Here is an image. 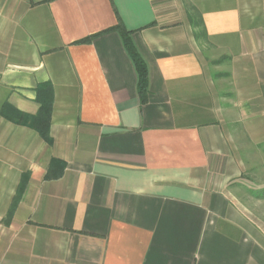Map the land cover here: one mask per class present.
Instances as JSON below:
<instances>
[{
  "label": "crops",
  "instance_id": "0c3cea01",
  "mask_svg": "<svg viewBox=\"0 0 264 264\" xmlns=\"http://www.w3.org/2000/svg\"><path fill=\"white\" fill-rule=\"evenodd\" d=\"M262 153L264 0H0V264H264Z\"/></svg>",
  "mask_w": 264,
  "mask_h": 264
},
{
  "label": "trees",
  "instance_id": "16d2710c",
  "mask_svg": "<svg viewBox=\"0 0 264 264\" xmlns=\"http://www.w3.org/2000/svg\"><path fill=\"white\" fill-rule=\"evenodd\" d=\"M112 29H116L120 32L123 43L125 46L126 51L128 52L131 60L134 63L136 72H137V91L140 96V99L142 102L145 101L146 95L148 93V77H147V67L146 63L141 57L140 53L136 49L134 43L131 40L130 32L125 30L120 24L116 25L115 28H108L102 32L111 31ZM88 38L83 39L82 41H88ZM47 92L49 93V87L48 85H42L40 88H38V94L41 98L42 96V102L40 104L39 111L36 115L30 119V122L28 125L36 130L40 137L47 142L48 144L51 143V137L49 135V115H50V101L47 98ZM24 116H21L16 122L18 124L23 123ZM26 124V123H24ZM64 169V163L61 160L53 159L51 161V164L49 166L48 172L45 174V179H52L58 177L62 170ZM26 185L25 177L22 176L20 179V182L18 183V186L16 188L15 194L12 198V204L11 209L9 210L7 214V220H9L12 208L15 206L17 201L20 199L24 187Z\"/></svg>",
  "mask_w": 264,
  "mask_h": 264
},
{
  "label": "rangeland",
  "instance_id": "374dc122",
  "mask_svg": "<svg viewBox=\"0 0 264 264\" xmlns=\"http://www.w3.org/2000/svg\"><path fill=\"white\" fill-rule=\"evenodd\" d=\"M263 156H264V153H262V156H261L262 159H263ZM250 172H249V169H247L243 173V174H245V173L248 174V175L245 174L249 178L248 184L246 183L247 189H246V187H244V189L242 191L237 190L236 192L239 193L238 200L245 203L246 206L248 207V210H247L248 211L247 212L248 217L253 219L256 223H260L259 221L264 222V198H261L260 195L257 197H253V194H255V193L259 194V192H258L259 190L256 186H260L258 181H262L264 179V175H263V173L259 172V170H257V169H256L255 177H254V175H252V172L251 173ZM255 182H257V183H255ZM0 185H1V183H0ZM0 189H1V186H0ZM253 191H254V193H253ZM11 203H12V198L10 200V204ZM10 204H9V206H11ZM4 221H8L7 215L4 217Z\"/></svg>",
  "mask_w": 264,
  "mask_h": 264
}]
</instances>
